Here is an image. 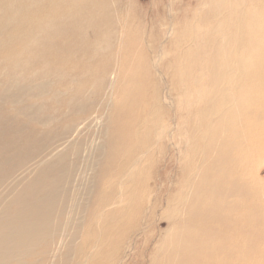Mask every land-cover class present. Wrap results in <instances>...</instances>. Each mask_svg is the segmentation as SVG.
<instances>
[{
    "label": "rangeland",
    "instance_id": "1",
    "mask_svg": "<svg viewBox=\"0 0 264 264\" xmlns=\"http://www.w3.org/2000/svg\"><path fill=\"white\" fill-rule=\"evenodd\" d=\"M205 1L0 0V196L54 172L59 152L81 139L65 186L67 215L80 219L108 124V140L123 124H140L156 85L159 133L136 179L132 229L115 236L123 246L117 264H264V135L245 138L232 118L208 139V154L190 157L193 115L176 69L186 68L184 39L194 34L182 30ZM255 6L264 21V0ZM191 191L196 199L182 209L179 198ZM66 237L58 231L57 255L42 253L37 263L64 264Z\"/></svg>",
    "mask_w": 264,
    "mask_h": 264
},
{
    "label": "bare ground",
    "instance_id": "2",
    "mask_svg": "<svg viewBox=\"0 0 264 264\" xmlns=\"http://www.w3.org/2000/svg\"><path fill=\"white\" fill-rule=\"evenodd\" d=\"M258 3L206 0L201 11L194 10L195 24L189 22L182 30L194 29L189 41L184 39L190 45L179 61L186 68H175L181 103L187 104L193 115L187 130L194 134L189 146L194 159L200 151L208 154L206 142L215 140L219 127L232 118L237 117L239 132L245 138L264 135V21L255 15ZM153 93V106L143 107L146 113L141 123L128 128L123 124L124 130L119 129L125 133L122 140L115 137L119 131L115 136L110 131L113 138L108 140V124L104 145L98 148L102 153L95 164L88 199L76 212L80 219L67 215L70 195L65 186L83 154L81 139L59 152L63 164L52 169L54 172L31 178L9 198L0 196V264H38L42 253L52 260L57 254L52 253L51 245L62 230L67 233L66 250L60 256L64 264H117L123 246L115 236L121 229H132L127 220L133 215L129 206L139 208L141 204L136 179L144 176L141 162L150 155L159 133L163 105L156 85ZM193 196L192 191L181 195L179 206L187 210L196 199ZM118 209L123 211L117 214Z\"/></svg>",
    "mask_w": 264,
    "mask_h": 264
}]
</instances>
